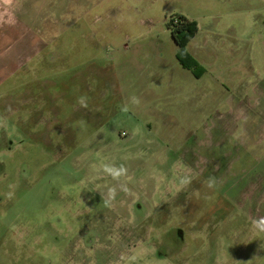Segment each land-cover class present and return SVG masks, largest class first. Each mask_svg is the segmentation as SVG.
I'll use <instances>...</instances> for the list:
<instances>
[{"label": "rangeland", "instance_id": "rangeland-1", "mask_svg": "<svg viewBox=\"0 0 264 264\" xmlns=\"http://www.w3.org/2000/svg\"><path fill=\"white\" fill-rule=\"evenodd\" d=\"M42 2L30 62L0 30V264H264V0Z\"/></svg>", "mask_w": 264, "mask_h": 264}, {"label": "crops", "instance_id": "crops-1", "mask_svg": "<svg viewBox=\"0 0 264 264\" xmlns=\"http://www.w3.org/2000/svg\"><path fill=\"white\" fill-rule=\"evenodd\" d=\"M42 0H0V30L4 26H10L16 24L17 26H23L26 30H23L20 36L23 38V42L28 41V44H24L21 48V52L24 53L22 58L28 59L27 61L30 62L31 58L37 57L40 54L41 50H44L45 47L43 43L38 42L36 45L32 46L30 44L33 35H36V39L41 40L44 39V32L40 29L47 28V21L44 23V27L40 28L38 23L36 22V14H41L42 9L46 8L45 5H42ZM28 37V39H26ZM47 39V38H46ZM45 40V39H44ZM22 42V40H21ZM18 58V57H17ZM29 65V64H26ZM31 68L27 67L25 69L23 64H20V70L23 72L30 71ZM19 72V73H21Z\"/></svg>", "mask_w": 264, "mask_h": 264}, {"label": "trees", "instance_id": "trees-1", "mask_svg": "<svg viewBox=\"0 0 264 264\" xmlns=\"http://www.w3.org/2000/svg\"><path fill=\"white\" fill-rule=\"evenodd\" d=\"M172 19L173 18H171V23L168 25V28L171 31L172 38L177 47L184 51L186 44L191 40L192 36L198 32V25L194 21L183 16L177 17L178 21L176 24L173 23ZM177 57L183 63L180 53H178ZM192 64L195 65V67H200L194 60H192Z\"/></svg>", "mask_w": 264, "mask_h": 264}, {"label": "flooded vegetation", "instance_id": "flooded-vegetation-1", "mask_svg": "<svg viewBox=\"0 0 264 264\" xmlns=\"http://www.w3.org/2000/svg\"><path fill=\"white\" fill-rule=\"evenodd\" d=\"M46 85H47V84H46ZM27 89H28V88H27ZM43 89H44V94H48V97H49L48 100L50 101V99H51V98H50V97H51V94H53V93H52V90L50 89V86L47 85V87H46V88L43 87ZM24 93H26V91H25ZM24 93L22 94V96H23L22 99L19 98V97L17 96V98H19L20 105H22V101L24 100V97H27V95L24 94ZM40 98H42V97H40ZM27 99H28V97H27ZM51 108H52V110L54 109V105H53V104L51 105ZM46 126H47V127L50 126V123H47ZM48 130H50V128H48ZM0 167H1V168H4V167H5V165H4L3 162H0ZM20 174H21V172H20ZM20 177H21V176H20ZM22 182H23V180H22V177H21V185H22ZM18 184H19V182H18ZM22 186H23V185H22ZM173 233H174V232H173ZM80 237H85V238H86V235H84V236H80ZM170 239H171L172 243L174 244V246H175V247H178V244H179V243H182V241H183V233H182V231H181V230H177L176 233H174L173 236H172V238H170ZM82 241H83V240H82ZM82 241H81V244L79 245V248H78V249L75 248V250L78 251L77 253H78V254H81L83 258H85V254L87 253V246H88L89 243H87V241H83V242H82ZM163 244H164L165 247L167 246V242H164ZM174 246H173V247H174ZM159 250H160V252H158ZM163 251L166 252V250L164 249L163 245H162V246H159V248L155 250V252H156V253H159L161 257H163V256H162V255H163ZM69 253H71V252H69ZM77 253H76V254H77ZM161 254H162V255H161ZM74 255H75V253L72 254V256H74ZM164 257H165V256H164ZM164 257H163V258H164ZM73 260H74L75 262H77L76 258H73ZM80 261H81V260H80ZM80 261L77 262L76 264H79ZM71 262H72V261H71ZM71 262H70V263H71Z\"/></svg>", "mask_w": 264, "mask_h": 264}, {"label": "clouds", "instance_id": "clouds-1", "mask_svg": "<svg viewBox=\"0 0 264 264\" xmlns=\"http://www.w3.org/2000/svg\"><path fill=\"white\" fill-rule=\"evenodd\" d=\"M261 224H264V221H261L260 224H257V227H259Z\"/></svg>", "mask_w": 264, "mask_h": 264}]
</instances>
